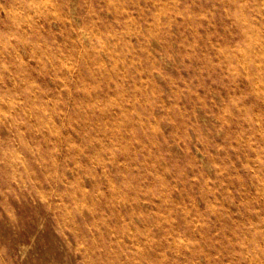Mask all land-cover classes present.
Segmentation results:
<instances>
[{"label": "rangeland", "instance_id": "1", "mask_svg": "<svg viewBox=\"0 0 264 264\" xmlns=\"http://www.w3.org/2000/svg\"><path fill=\"white\" fill-rule=\"evenodd\" d=\"M0 264H264V0H0Z\"/></svg>", "mask_w": 264, "mask_h": 264}, {"label": "bare ground", "instance_id": "2", "mask_svg": "<svg viewBox=\"0 0 264 264\" xmlns=\"http://www.w3.org/2000/svg\"><path fill=\"white\" fill-rule=\"evenodd\" d=\"M5 185V184H4Z\"/></svg>", "mask_w": 264, "mask_h": 264}]
</instances>
